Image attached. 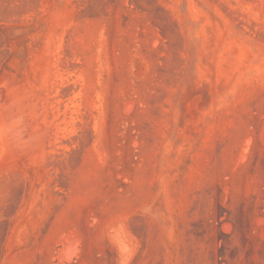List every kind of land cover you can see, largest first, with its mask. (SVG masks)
<instances>
[{
  "label": "rangeland",
  "instance_id": "rangeland-1",
  "mask_svg": "<svg viewBox=\"0 0 264 264\" xmlns=\"http://www.w3.org/2000/svg\"><path fill=\"white\" fill-rule=\"evenodd\" d=\"M0 114V264H264V0H0Z\"/></svg>",
  "mask_w": 264,
  "mask_h": 264
},
{
  "label": "clouds",
  "instance_id": "clouds-1",
  "mask_svg": "<svg viewBox=\"0 0 264 264\" xmlns=\"http://www.w3.org/2000/svg\"><path fill=\"white\" fill-rule=\"evenodd\" d=\"M0 136L6 137L7 143L18 149L24 148L32 139L22 126H9L7 129L0 131Z\"/></svg>",
  "mask_w": 264,
  "mask_h": 264
},
{
  "label": "water",
  "instance_id": "water-1",
  "mask_svg": "<svg viewBox=\"0 0 264 264\" xmlns=\"http://www.w3.org/2000/svg\"><path fill=\"white\" fill-rule=\"evenodd\" d=\"M5 130V121L0 114V131ZM12 161V153L7 144L6 137L0 136V169Z\"/></svg>",
  "mask_w": 264,
  "mask_h": 264
}]
</instances>
